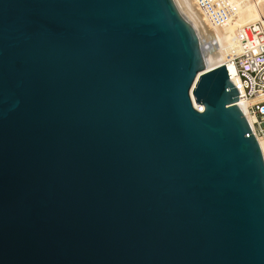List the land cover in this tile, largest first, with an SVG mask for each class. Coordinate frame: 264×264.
Wrapping results in <instances>:
<instances>
[{"label":"water","instance_id":"water-1","mask_svg":"<svg viewBox=\"0 0 264 264\" xmlns=\"http://www.w3.org/2000/svg\"><path fill=\"white\" fill-rule=\"evenodd\" d=\"M207 67L181 0H0V264H264L262 152Z\"/></svg>","mask_w":264,"mask_h":264},{"label":"built area","instance_id":"built-area-1","mask_svg":"<svg viewBox=\"0 0 264 264\" xmlns=\"http://www.w3.org/2000/svg\"><path fill=\"white\" fill-rule=\"evenodd\" d=\"M199 13L211 28L228 25L235 17L229 0H194ZM225 68L235 69L238 103H247L244 116L251 119L250 129L259 143L264 142V25L254 22L238 32L233 52ZM237 103V105H238ZM243 112V111H242Z\"/></svg>","mask_w":264,"mask_h":264},{"label":"bare ground","instance_id":"bare-ground-1","mask_svg":"<svg viewBox=\"0 0 264 264\" xmlns=\"http://www.w3.org/2000/svg\"><path fill=\"white\" fill-rule=\"evenodd\" d=\"M184 1L188 5V7L192 10V12L194 14H196L200 20H202L203 24L206 27V32H205V30L203 31L202 27L200 26L198 21L195 19V17L192 15V13L185 7L186 10L190 13V15L194 18V20L199 24V27H200V30L202 33V37H203L205 53H206V58H207V64H208V67L206 68V70H209V69H212V68L226 64L227 55L230 52L234 51L235 42H236V39L238 37V32H239L240 28H242L244 25H247L249 23H254V22H262L264 25V17H263V15H262L259 7H258V4L256 2H253V4H252L250 0H229L232 3V6H233L236 14H235V17L233 18V20L227 25L228 26L227 28H229L231 30V32H233V34H235L236 37L235 38L231 37V36L225 37L224 36L225 34L224 35L222 34L220 26L215 27V28H211L207 24L205 19L202 17V15L197 10L194 0H184ZM235 1H239V2L243 3V5L246 7V9L244 10V9L237 7ZM254 8H255V10H253ZM244 11H248L246 18H244ZM224 27H226V25H224ZM227 33H229V32H227ZM233 34H231V35H233ZM207 35L209 37V40H207V38H206ZM206 44L208 45V52H207ZM226 70H227L228 76L230 77L231 82L236 83L237 79L235 77V69L232 67H227ZM238 106L243 111V113L246 114L245 111L247 108V103L240 102V103H238ZM246 119L249 123H251L250 118H248L246 116ZM259 147H260V150L262 152L263 159H264V142L259 141Z\"/></svg>","mask_w":264,"mask_h":264},{"label":"rangeland","instance_id":"rangeland-1","mask_svg":"<svg viewBox=\"0 0 264 264\" xmlns=\"http://www.w3.org/2000/svg\"><path fill=\"white\" fill-rule=\"evenodd\" d=\"M183 1V2H182ZM181 2L183 3V5L192 13V15L195 17V19L198 21V23L200 24V26L202 27V29H203V31L205 30V32H206V27H205V25L203 24V22H202V20H200L199 19V17H197V15L196 14H194L193 12H192V10L188 7V5L186 4V2L184 1V0H182ZM251 1V3L253 4V2H256L257 4H258V7H259V9H260V11H261V13H262V15H263V17H264V0H250ZM258 1V2H257ZM236 2V6L237 7H239V8H241V9H246V7L243 5V3H241V2H239V1H235ZM253 10H255V8L253 9ZM247 14H248V11H244V18H246V16H247ZM202 23V24H201ZM228 26L226 25V27H224V25H222V26H220V29H221V31H222V34L225 36V37H229V36H231V37H236L235 36V34H233V32H231V30L229 29V28H227ZM227 28V29H226ZM229 29V30H228ZM226 32V33H225ZM227 32H229V33H227ZM231 32V33H230ZM231 34H233V35H231ZM206 38H207V40H209V37H208V35L206 36ZM206 46H207V52H208V45L206 44ZM212 52V51H211Z\"/></svg>","mask_w":264,"mask_h":264},{"label":"clouds","instance_id":"clouds-1","mask_svg":"<svg viewBox=\"0 0 264 264\" xmlns=\"http://www.w3.org/2000/svg\"><path fill=\"white\" fill-rule=\"evenodd\" d=\"M199 112H202V111H199Z\"/></svg>","mask_w":264,"mask_h":264}]
</instances>
